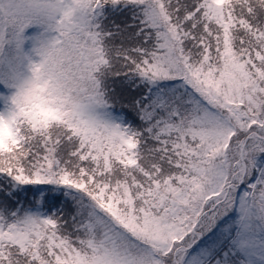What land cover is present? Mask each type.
I'll use <instances>...</instances> for the list:
<instances>
[{
	"label": "trees",
	"instance_id": "1",
	"mask_svg": "<svg viewBox=\"0 0 264 264\" xmlns=\"http://www.w3.org/2000/svg\"><path fill=\"white\" fill-rule=\"evenodd\" d=\"M5 1L0 24L9 25L7 35L25 21L36 25L38 40L46 28L58 30L59 42L41 50L59 115L37 123L45 101L35 90L37 98L22 101L15 138H0V220L22 224L32 216L36 223L26 224L23 243L2 239L0 264H83L107 250L128 253L131 264H182L191 250L202 262L210 258L206 264H245L233 242L237 215L222 209L226 196L210 197L207 187L214 165L231 170L242 158L240 141L256 131L245 141L256 140L248 145L253 168L243 175L251 191L244 218L263 224L264 104L251 110L256 117L243 105L249 107L246 96L264 98V0H73L71 28L36 10L44 0ZM14 45L6 47L3 34L0 79L13 80ZM90 103L120 112L130 142L100 124L84 130L80 107ZM208 104L230 118L226 139L218 140L219 123L204 115ZM232 172L227 188L239 179H230ZM212 205L215 213L200 221L194 240L192 218ZM207 225L214 230L208 236ZM131 228L167 231L168 246Z\"/></svg>",
	"mask_w": 264,
	"mask_h": 264
},
{
	"label": "rangeland",
	"instance_id": "2",
	"mask_svg": "<svg viewBox=\"0 0 264 264\" xmlns=\"http://www.w3.org/2000/svg\"><path fill=\"white\" fill-rule=\"evenodd\" d=\"M4 2L6 1L1 0V3ZM213 2H215L216 5H220L221 0H213ZM15 8L20 9L21 7L16 5ZM73 9V0H53V2H47L46 0H44L43 2H41L40 6L36 8L37 11L42 12L50 19L56 21L60 26H65L68 28H71V24L69 23L67 17L69 14H71ZM0 27V40L3 39L4 34V42L6 44V47L12 46V42L15 44L14 46H16V48L13 46V50L17 59V68L13 70L12 74L13 80L8 81L7 79H0V138L1 140H5L6 136L11 137V139L15 138V134L17 131L15 122H17L18 124V117L21 116L23 110L25 109L22 101L24 100L27 102L37 98L38 96L36 95L37 93L35 92V90L39 91L40 94L42 93L41 95L43 96V99L41 100L45 101V103H42L44 107L38 110V116L40 119L39 121L37 120V123L44 126L48 122L54 121L58 118L59 110L57 108V104L59 98L58 96L52 95V81L49 75L42 71V68H44L43 64H45V56L43 53L44 45L58 43L60 35L57 29L46 28L44 32H40V36L42 37V39L38 40V28L31 21L23 22L21 25H19L17 31L14 34L11 33L9 35L6 34V29H9V25H7L6 27L4 26V24H0ZM41 48L43 49L41 50ZM21 92L24 93V96L19 95ZM215 96L219 95L216 94ZM246 98L251 104H248L249 107L242 104L243 107L247 111H249L251 116L256 117V113H252L251 110L262 106V104H264V98L255 100L251 95L246 96ZM218 102L220 104H224L225 100L223 98H220L217 103ZM239 105H237L235 108L238 110H235L237 111L238 116L243 112V110L240 109ZM80 111L81 113H85L87 116V120L84 121L85 124L82 126L84 130L88 131L89 129L93 128L94 124H100L110 129L113 134L120 138L123 142H130V125L127 123L122 114H120V112H116L107 108L103 109L95 103L86 104L80 107ZM31 114L32 110L29 113L27 112L26 115L30 117ZM204 115L210 120H216L219 123L214 130L215 134H219V141H221L222 139H226L231 130L234 128L228 121L230 120V118L227 116H222V114L219 113L218 108L214 105L208 104ZM243 121L244 120L239 119V125L247 127L249 124L244 125ZM259 131L261 133H264V124L260 126ZM73 132L77 134L74 129ZM255 141L256 140H254L250 144L248 141H240V145L243 146L242 158L236 162L235 166H232L231 170L233 172L230 175V179L239 178L236 184H230L228 188L225 187L224 183L228 179L231 170L227 169V166H225L224 164L219 163L214 165L212 172L209 174V186L207 187V189L209 188L207 192L210 194V197L219 198L220 196L224 195V198L226 196V201L223 203L224 205L222 209H229L233 207L235 216L237 215L239 232L233 239V242L236 247V251H239L245 258L246 261L242 260V262L245 264H264V222L262 224L260 221H256L254 226H252L249 225L248 221H245L244 218L246 205L248 204V206H250L248 200H250L251 191L250 189H246V183L243 175L245 174V172L247 174H250L253 168V165L250 159H248L247 155L249 152L248 145L250 146L254 144ZM1 142L2 141H0V143ZM257 144L261 143L258 142ZM255 150H258V148H256ZM207 189L205 188V190ZM234 192H236V198L233 196ZM261 199H264V197H262ZM214 209L215 207L211 208V211L208 215H205V213L202 214L200 218L198 217V220L195 217V219L192 218V227L190 231L194 240H198L201 236L200 228H202V226L200 224V221H210L213 214L215 213ZM35 210L40 214L42 218H45V210L41 209L40 204ZM28 223L36 225L35 220L32 216H28L25 223L23 222L22 224L19 222L7 224L6 221L0 220V242L3 238L9 237L23 243L24 239L26 238V224ZM131 229L134 231L133 233L136 237L141 236L144 239H147L150 235L151 237H149L148 239L155 240L158 243H161L163 246L167 245V242H169V238L167 235L169 234V232L167 231H165L167 234H162V230H158L154 234V236H152L151 234L147 235L144 233H139L133 228ZM206 229L207 236L211 235L210 233H214V230H212L209 225H207ZM177 230L178 229H176V231ZM109 236L111 237V234H109ZM182 248L183 247L176 248L173 251V254L176 253L177 255L178 252L181 254ZM110 254L111 251H104V253L97 256L96 261L95 258L91 260H89V258V263L84 262L83 264H98V261H100L101 264H131V260L127 258L130 256L128 255V253H124L122 256L115 257ZM209 259L210 258H208V260H206L205 262H202L203 259L200 256L193 255V251L191 250L189 252H186V254L184 255L182 264H206ZM220 264L229 263L223 262Z\"/></svg>",
	"mask_w": 264,
	"mask_h": 264
},
{
	"label": "water",
	"instance_id": "3",
	"mask_svg": "<svg viewBox=\"0 0 264 264\" xmlns=\"http://www.w3.org/2000/svg\"><path fill=\"white\" fill-rule=\"evenodd\" d=\"M186 84L188 85L189 84V81H186ZM197 92H200L199 89H197ZM249 135H247L246 137H248Z\"/></svg>",
	"mask_w": 264,
	"mask_h": 264
}]
</instances>
